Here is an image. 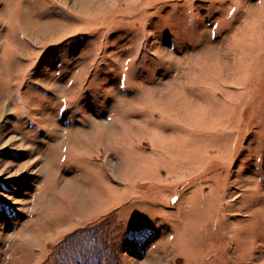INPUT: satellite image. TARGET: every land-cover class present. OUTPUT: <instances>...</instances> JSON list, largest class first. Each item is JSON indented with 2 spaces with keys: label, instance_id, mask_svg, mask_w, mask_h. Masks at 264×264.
<instances>
[{
  "label": "rangeland",
  "instance_id": "obj_1",
  "mask_svg": "<svg viewBox=\"0 0 264 264\" xmlns=\"http://www.w3.org/2000/svg\"><path fill=\"white\" fill-rule=\"evenodd\" d=\"M0 264H264V0H0Z\"/></svg>",
  "mask_w": 264,
  "mask_h": 264
}]
</instances>
